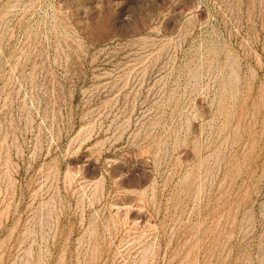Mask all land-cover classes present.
Here are the masks:
<instances>
[{"label":"rangeland","instance_id":"1","mask_svg":"<svg viewBox=\"0 0 264 264\" xmlns=\"http://www.w3.org/2000/svg\"><path fill=\"white\" fill-rule=\"evenodd\" d=\"M0 264H264V0H0Z\"/></svg>","mask_w":264,"mask_h":264}]
</instances>
